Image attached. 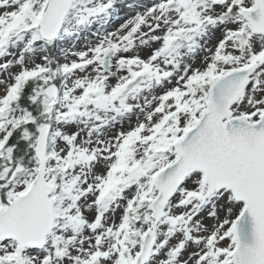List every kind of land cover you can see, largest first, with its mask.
I'll list each match as a JSON object with an SVG mask.
<instances>
[{
	"label": "snow or ice",
	"instance_id": "1",
	"mask_svg": "<svg viewBox=\"0 0 264 264\" xmlns=\"http://www.w3.org/2000/svg\"><path fill=\"white\" fill-rule=\"evenodd\" d=\"M0 264H264V0H0Z\"/></svg>",
	"mask_w": 264,
	"mask_h": 264
}]
</instances>
